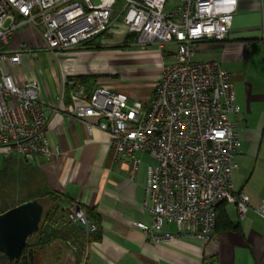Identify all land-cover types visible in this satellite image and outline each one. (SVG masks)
Wrapping results in <instances>:
<instances>
[{"label":"built area","instance_id":"1","mask_svg":"<svg viewBox=\"0 0 264 264\" xmlns=\"http://www.w3.org/2000/svg\"><path fill=\"white\" fill-rule=\"evenodd\" d=\"M167 1L0 0V153L5 157L32 162L58 153L47 138L38 82L19 83L12 72L24 54L83 45L116 23L135 33L137 44L158 43L163 53L166 44H175L174 60L163 65L148 100L103 85L86 92L69 81L71 103L62 106L66 115L85 121L89 132L94 127L108 132L112 159L132 169L138 153L153 160L147 165L142 201L151 222L134 225L154 242L174 236L163 231L164 222H173L177 234L210 238L221 202L235 204L241 215L248 209V197L234 188L240 109L229 72L215 60L195 59L201 42L227 37L237 0H180L166 12ZM24 25L38 33L40 48L25 43L10 47ZM63 97L61 92L56 100ZM258 213L264 217V195ZM65 217L85 234L97 230L76 203L67 206Z\"/></svg>","mask_w":264,"mask_h":264},{"label":"crops","instance_id":"2","mask_svg":"<svg viewBox=\"0 0 264 264\" xmlns=\"http://www.w3.org/2000/svg\"><path fill=\"white\" fill-rule=\"evenodd\" d=\"M128 33L123 23H116L108 32L109 39L97 37L87 44L51 51L56 62L52 60L47 69L43 66L39 71L34 65L38 57L35 52L24 54L20 65L12 70L19 83L38 82V98L48 119L47 138L58 153L38 156L32 162L0 153L4 178L19 177L41 185L30 199L10 204L0 213L50 195L57 204L55 229L69 224L65 210L70 203L80 205L97 224L91 234L69 224L74 231L67 236V248L60 260L54 263L51 253L41 257L34 250L31 264H264V217L258 213L264 195V0H237L227 37L203 41L197 52L203 54L201 61L219 62L229 72L233 91L237 86L234 93L240 109L237 130L241 149L233 180L235 190L248 197L243 215L235 204L223 205L218 229L210 238L177 234L173 222H164L163 231L174 236L168 241H149L134 223L151 222L142 201L147 165L153 160L138 153V165L132 169L130 164L112 159L108 132L97 127L89 132L85 121L62 111L63 104L71 103L69 76H87L85 83H79L86 92L103 85L127 93L131 99L150 98L163 65L174 60L175 44H166L163 53L158 43L143 46L134 40L125 41ZM22 43L31 48L42 45L29 25L16 31L10 47ZM61 92L64 97L59 102L56 96ZM81 239L85 244L82 250Z\"/></svg>","mask_w":264,"mask_h":264},{"label":"trees","instance_id":"3","mask_svg":"<svg viewBox=\"0 0 264 264\" xmlns=\"http://www.w3.org/2000/svg\"><path fill=\"white\" fill-rule=\"evenodd\" d=\"M135 39H136L135 33L129 32L126 35L125 41H128V40L135 41ZM91 41L87 43H90ZM87 79H88L87 76H69L67 78V81L85 83ZM53 198L51 197V200H54V201H52L50 206H47V208L44 206V211H43L42 219L40 222V228L35 234L27 238L26 244L20 256L10 263L5 262V263H0V264H31V255L33 254L34 250H36L41 257H43L46 253H49V254L51 253L54 263H57L60 260L63 249L67 248V244H66L67 236H69L71 232L73 233L74 230L73 228L71 229L69 227V224H72L69 221H67L69 224L65 225L62 229H58V230L55 229L54 227L55 223L53 221V217L57 210V204L55 203V199ZM225 204L227 203L221 202L216 207L215 231L218 229L219 223L217 222L219 221L220 217L223 216V205ZM86 214L90 218L89 213L86 212ZM228 225L231 226L230 223L226 224V226ZM65 227H68V229H65ZM55 241L56 243H54Z\"/></svg>","mask_w":264,"mask_h":264},{"label":"water","instance_id":"4","mask_svg":"<svg viewBox=\"0 0 264 264\" xmlns=\"http://www.w3.org/2000/svg\"><path fill=\"white\" fill-rule=\"evenodd\" d=\"M43 211V204L32 199L0 213V263L20 256L27 238L39 230Z\"/></svg>","mask_w":264,"mask_h":264},{"label":"rangeland","instance_id":"5","mask_svg":"<svg viewBox=\"0 0 264 264\" xmlns=\"http://www.w3.org/2000/svg\"><path fill=\"white\" fill-rule=\"evenodd\" d=\"M179 1L180 0H168L165 4L164 10L166 12L172 11L179 4ZM99 37L100 38L104 37L106 39L111 38V36L108 33H104ZM40 46H41V43H39V46H37V47L40 48ZM51 53H52L51 51H43V50L36 49V54L38 55V57H36L37 59L34 58L33 63L37 68H39V71L43 70V66H45V69H47L52 60H54V62H56V60L54 59V57ZM202 56H203V54L197 53L195 56V59L201 61V60H203ZM233 88L235 89L234 91H236L237 86H234ZM261 145H262L261 146L262 149H264V136H263ZM234 185H236L235 178H234ZM40 187H41V185L38 182H37V184L31 183L28 180L26 182V180H21L19 177L12 178V179L8 180V176H6V178H4L2 172L0 171V210H2L3 208H5L6 206H8L10 204L17 203V202L24 200V199L25 200L30 199L32 197L31 196L32 193H34V191H36V188L40 189ZM47 196H48L47 198L39 197L37 199V200L43 202V204L46 208L48 206V204H47L48 201H51V202L54 201V200H51V197L53 198V196H51V197H50V195H47ZM47 199H48V201H47ZM53 199H55V198H53ZM83 242H84V240H82L81 246L79 243L77 244V246L81 247V250L84 248V245H85Z\"/></svg>","mask_w":264,"mask_h":264}]
</instances>
